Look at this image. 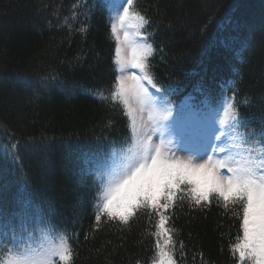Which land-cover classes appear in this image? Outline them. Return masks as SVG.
Returning a JSON list of instances; mask_svg holds the SVG:
<instances>
[{
	"label": "trees",
	"instance_id": "1",
	"mask_svg": "<svg viewBox=\"0 0 264 264\" xmlns=\"http://www.w3.org/2000/svg\"><path fill=\"white\" fill-rule=\"evenodd\" d=\"M103 5L0 0V146H23L19 165L0 162L7 168L0 171V208L12 214L19 197L30 201L33 216L43 209L72 237L73 264H150L157 216L142 210L127 225L105 216L97 229L96 177L79 175L85 161L109 156L130 139L123 105L94 94L108 95L117 77ZM137 7L151 17L149 42L158 49L152 70L174 112L190 99L228 102L236 91L240 113L257 127L264 115V0H137ZM18 75L29 77L31 86ZM234 79L236 89L229 87ZM45 144L48 165L42 170L39 149ZM21 167L30 181L23 192ZM239 210L225 209L215 197L203 207L177 201L166 214L167 226L176 230L178 264H236L229 245L240 234L233 214Z\"/></svg>",
	"mask_w": 264,
	"mask_h": 264
},
{
	"label": "snow or ice",
	"instance_id": "2",
	"mask_svg": "<svg viewBox=\"0 0 264 264\" xmlns=\"http://www.w3.org/2000/svg\"><path fill=\"white\" fill-rule=\"evenodd\" d=\"M103 6L109 13L119 75L108 95L99 89L94 94L101 101L110 99L123 105L131 137L126 148H113L109 156L100 154L85 161L79 173L82 180L93 174L96 177L92 184L99 197L93 206L96 228L105 216L127 225L139 211L155 214L150 264H178L176 230L167 226L170 216L166 212L177 201L187 199L193 207H203L215 197L225 209H240L233 213L240 220V234L229 245L236 264H264V115L252 127L235 104L233 91L226 105L209 106L198 114L193 139L185 140L180 116L184 109L173 115L174 106L152 70L150 58L158 49L149 42L151 17L137 7V0H104ZM81 31L86 32L87 27ZM17 80L26 87L32 84L24 75ZM237 84L234 79L229 87L236 89ZM174 136L183 143H194L199 156L177 155ZM47 147L39 149L42 170L48 165ZM22 148L19 141L0 146L2 165H19ZM19 170L23 192L30 181L22 167ZM18 202L20 206L12 214L0 208V264H73L75 253L67 229L54 225L43 209L33 216L29 200L18 197ZM179 254L184 255L182 242Z\"/></svg>",
	"mask_w": 264,
	"mask_h": 264
},
{
	"label": "rangeland",
	"instance_id": "3",
	"mask_svg": "<svg viewBox=\"0 0 264 264\" xmlns=\"http://www.w3.org/2000/svg\"><path fill=\"white\" fill-rule=\"evenodd\" d=\"M117 2H119V0H117ZM116 70H117V76H118L119 75V71H118L117 66H116ZM152 91H155V90H152ZM226 103H227V99H223L219 103H216V104H204V105H201L202 107H199V108L194 109V110L185 107L183 113L180 114V116H181V118H182V120L184 122V126H185V140L191 141L193 139V129L196 127V125L198 123V114L200 112L207 111L209 106L221 107L222 105H226ZM221 115H222V112H221ZM130 137H131V130H130ZM173 143L175 145L173 150L176 152L177 155H180V156L197 155V156H199V153L197 152V149H196V146H195L194 143H191V142L183 143L179 139V137H176V136L173 137ZM126 147H123V148H126ZM208 154H211V153H208ZM222 155L223 154H221V156ZM204 158H206V156H204ZM222 171L224 172V174H227V170L226 169L222 170ZM97 198L99 199L98 196H97ZM35 238L37 240L39 239L38 234H37V236Z\"/></svg>",
	"mask_w": 264,
	"mask_h": 264
}]
</instances>
